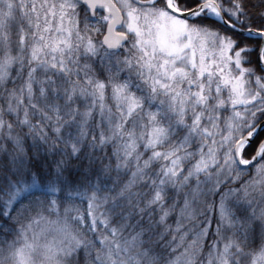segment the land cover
<instances>
[{
  "label": "snow or ice",
  "instance_id": "snow-or-ice-1",
  "mask_svg": "<svg viewBox=\"0 0 264 264\" xmlns=\"http://www.w3.org/2000/svg\"><path fill=\"white\" fill-rule=\"evenodd\" d=\"M0 264H264V0H0Z\"/></svg>",
  "mask_w": 264,
  "mask_h": 264
}]
</instances>
